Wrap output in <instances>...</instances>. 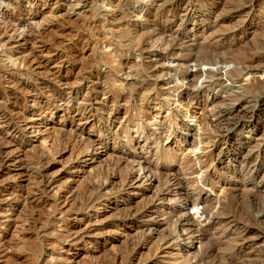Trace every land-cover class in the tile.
I'll use <instances>...</instances> for the list:
<instances>
[{
  "label": "rangeland",
  "instance_id": "rangeland-1",
  "mask_svg": "<svg viewBox=\"0 0 264 264\" xmlns=\"http://www.w3.org/2000/svg\"><path fill=\"white\" fill-rule=\"evenodd\" d=\"M263 235L264 0H0V264H263Z\"/></svg>",
  "mask_w": 264,
  "mask_h": 264
},
{
  "label": "bare ground",
  "instance_id": "bare-ground-1",
  "mask_svg": "<svg viewBox=\"0 0 264 264\" xmlns=\"http://www.w3.org/2000/svg\"><path fill=\"white\" fill-rule=\"evenodd\" d=\"M235 27H236V26H235ZM175 90H176V89H175ZM198 92H199V91H198ZM188 93H189V92H188ZM195 93H196V92H195ZM192 94L195 95L193 91H192L191 95H192ZM196 95H197V94H196ZM193 97H194V96H193ZM193 97H192V98H193ZM190 99H191V98H190ZM193 99H194V98H193ZM193 101H194V100H193ZM188 102H189V101H188ZM191 102H192V100H191ZM192 103H193V102H192ZM191 105H192V104H191ZM62 130H63V129H62ZM82 130H83V129H82ZM34 131H35V130H34ZM112 135H113V134H112ZM116 138H117V137H116ZM88 140H89V142H90V141L93 142L92 138H91V139H87V141H88ZM89 142H88V143H89ZM91 142H90V143H91ZM95 142H96V141H95ZM85 143H87V142H85ZM85 143H84V144H85ZM88 143H87V144H88ZM87 144H86V145H87ZM91 144H92V143H91ZM88 145H90V144H88ZM88 145H87L86 147H88V149H89V146H88ZM92 145H93V144H92ZM95 145H96V144H95ZM93 146H94V145H93ZM90 147H91V145H90ZM88 151H90V150H88ZM92 151H94V149H93ZM90 153H93V152H90ZM207 154H208V153H207ZM92 159H93V158H92ZM117 159L119 160V158H117ZM132 161H133V160H132ZM115 162H117V161H115ZM119 162H121V161L119 160ZM119 162H118V163H119ZM127 162H128V161H127ZM137 163H138V162H137ZM114 164H116V163H114ZM120 164H121V163H120ZM120 164H119V165H120ZM128 164L131 165V164H134V163L129 162ZM119 165H118V166H119ZM130 165H128V166H130ZM135 165H136V164H135ZM115 166H116V165H115ZM124 166H125V165H124ZM126 166H127V164H126ZM128 166H127V168L125 167L126 170L128 169ZM140 166H141V165H140ZM121 167H122V166H121ZM131 167H132V165L130 166V168H131ZM138 167H139V165H138ZM115 168H116V167H115ZM125 168H124V169H125ZM140 169H143V168H140ZM140 169H138V168H137V169H134V168H133L132 170H134V172H128V171H125V172H128V173H126V174H127V177H124V178L127 179V180L130 181V182L139 179V178L142 176V174H141L142 171H141ZM128 170H129V169H128ZM165 172H166V171H163V170L160 171V178H161V177H166V173H165ZM96 174H97V173H96ZM126 174H125V175H126ZM136 174H137V175H136ZM125 175H124V176H125ZM168 176H169V175H168ZM169 177H170V176H169ZM124 178H123V179H124ZM167 178H168V177H167ZM201 179H202V178H201ZM98 180H99V179H98ZM107 181H108V180H107ZM104 182H105V181H104ZM104 182H103V183H104ZM124 182H125V181H124ZM100 183H101V182H100ZM103 183H102V184H103ZM131 183H132V182H131ZM93 184H94V183H93ZM140 184H142V183H140ZM99 185H100V184H99ZM100 186H101V185H100ZM104 186H105V185H104ZM138 186H139V184H138ZM181 186H182V185H181ZM97 188H98V187H97ZM100 188H101V187H100ZM102 189H103V187H102ZM212 189H213V188H212ZM159 196H160V195H159ZM158 198H160L159 201H163V200L165 199V197H158ZM155 199H156V198H154V200H155ZM151 200H152V199H151ZM154 200L151 201V202H154ZM224 201H225V200H224ZM154 203H155V202H154ZM157 203H158V202H157ZM208 203H209V202H208ZM157 205H158V204H157ZM128 206H129V205H128ZM211 209H212V208L206 206V209H205L204 212H205L206 214H208V213H210ZM136 212H137V211H136ZM128 213H129V211H128ZM157 213H158V212H157ZM165 213H166V212H165ZM130 214H131V213H130ZM211 214H213V213H211ZM132 215H133V214H132ZM158 215H159V214H158ZM126 216H127V215H126ZM146 216H147V215H146ZM160 216H161V215H160ZM249 216H250V215H249ZM127 217H128V216H127ZM135 217H136V216H135ZM125 218H126V217H125ZM131 218H132V217H131ZM186 218H187V217H186ZM249 218H250V217H249ZM182 219H183V218H182ZM218 219H219V218H218ZM135 220H137V219H135ZM146 220H147V219H146ZM155 220H157V219H154V220H153V219H152V220L149 219V221H148L149 223H148V224H145V225H146L148 228L150 227L151 230H153V229L155 228V227H154V221H155ZM180 220H181V219H180ZM256 220H257V219H256ZM142 221H143V220H142ZM189 221H191L189 218H188V219H184L182 223L185 222L183 225L186 226V227H187V226L190 227V225L193 224V223L190 224ZM197 221H198V220H197ZM248 221H249V220H248ZM159 222H160V221H159ZM191 222H192V221H191ZM193 222H194V224L197 225V222H196V223H195V221H193ZM157 223H158V221H157ZM182 223H181V224H182ZM256 223H257V222H256ZM161 224H162V223H161ZM194 224H193V226H194ZM258 224H259V223H258ZM139 225H140V224H139ZM198 225H199V224H198ZM157 226H158V225H157ZM193 226H192L191 230L193 229ZM140 227H142L143 230H144V223H143L142 226H140ZM237 227H238V226H237ZM157 228H158V227H157ZM258 228H259V227H258ZM158 229H159V228H158ZM186 229H187V228H186ZM198 230H199V229H198ZM256 230H257V229H256ZM189 231H190V230H189ZM196 231H197V230H196ZM148 232H149V231H148ZM152 232H153V231H151V233H152ZM163 233H164V232H163ZM262 233H263V232H262ZM159 235H160V234H159ZM166 235H167V234H166ZM169 235H170V234H169ZM246 235H247V234H246ZM263 236H264V235H263ZM263 236H262V237H263ZM258 238H259V237H258ZM258 238H257V239H258ZM162 239H163V238H162ZM171 241H172V240H171ZM237 241H238V240H237ZM108 242H110V241L108 240ZM213 242H214V241H213ZM235 243H236V242H235ZM240 243H241V242H240ZM243 243H244V242H243ZM237 244H238V243H237ZM260 244H261V243H260ZM236 246H237V245H236ZM233 255H234V254H233ZM232 257H233V256H232ZM152 264H153V263H152ZM227 264H228V263H227ZM263 264H264V263H263Z\"/></svg>",
  "mask_w": 264,
  "mask_h": 264
}]
</instances>
